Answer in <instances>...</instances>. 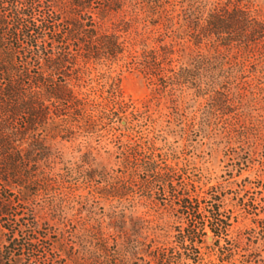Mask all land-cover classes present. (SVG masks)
<instances>
[{"label":"trees","instance_id":"16d2710c","mask_svg":"<svg viewBox=\"0 0 264 264\" xmlns=\"http://www.w3.org/2000/svg\"><path fill=\"white\" fill-rule=\"evenodd\" d=\"M260 1L0 0V264H133L143 256L147 264H182L184 255L197 262L194 246L205 227L219 237L230 225L215 191L205 198L194 182L173 188L185 225L170 242L157 236L146 244L138 234L149 221L134 220L129 232L124 211L111 210L109 219L119 220L104 225L98 195L65 186L76 170L89 178L96 172L57 168L56 139L105 120L140 125L110 75L119 70L141 74L167 98L170 112L161 116L168 125L182 123V104L203 98L202 119L222 121L228 138L255 153L264 141V123L252 114L256 93L264 92ZM137 155L124 158L123 171L153 173ZM152 176L162 184L171 178L166 171ZM257 183V202L241 205L251 214L244 231L264 245V179Z\"/></svg>","mask_w":264,"mask_h":264},{"label":"rangeland","instance_id":"374dc122","mask_svg":"<svg viewBox=\"0 0 264 264\" xmlns=\"http://www.w3.org/2000/svg\"><path fill=\"white\" fill-rule=\"evenodd\" d=\"M110 75L115 78L124 100L132 104L128 112L139 113L140 125L130 127L124 120L113 123L105 120L91 131L80 130L71 139L58 137L61 162L57 168L69 165L78 166V171L94 168L96 172L89 178L76 170L70 179L72 183L67 182L65 186L73 184L76 193L83 195L96 193L99 200L96 211L104 225L119 220V217L109 219L111 210L124 211L122 219L126 220L129 232H132L134 220L149 221L148 228L144 227L138 235L140 240L150 244L157 236L158 241L170 242L176 231L183 228L185 220L177 218L178 202L171 193L173 188L183 185L185 188V184L194 182L201 197L207 198L216 192L221 210L230 218V225L219 237L213 236L206 226L201 242L194 246L198 251L197 262L184 255L182 264H264V245L260 240L252 243L257 235L250 236L251 233L244 231L251 226V214H246L241 205L251 197L258 200L257 181L264 179V166L261 165L264 163V141L257 145L254 153L247 143L228 138L227 132L220 127L222 121L202 119L203 98L190 106H187L188 101L182 104L180 110L186 115L182 123L168 125L161 114L170 112L167 108L170 103L161 93L154 92L141 74L116 70ZM255 96L259 103L252 114L264 123V92H257ZM192 111L196 116L193 126L189 119ZM132 150L138 153V163L140 160L150 163L158 174L168 172L170 180L165 184L157 182L152 176L154 172H146L143 168L135 173L130 169L123 171L124 158L132 155ZM107 191L124 195L100 197ZM238 232L241 233L239 243H235L233 239ZM186 254L191 256V252ZM148 260L143 256V260L134 258L131 262L147 264Z\"/></svg>","mask_w":264,"mask_h":264}]
</instances>
